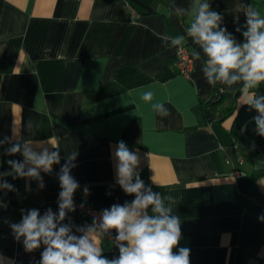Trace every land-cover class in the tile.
Returning a JSON list of instances; mask_svg holds the SVG:
<instances>
[{
    "label": "crops",
    "instance_id": "obj_1",
    "mask_svg": "<svg viewBox=\"0 0 264 264\" xmlns=\"http://www.w3.org/2000/svg\"><path fill=\"white\" fill-rule=\"evenodd\" d=\"M192 2L0 0V139L52 144L61 156L51 174L41 172L43 189L36 181L2 177L18 192L0 190L1 255L27 264L43 250L26 252L9 225L20 222L22 209L58 212V174L73 151L78 156L71 174L80 185L75 198L96 210L130 203L134 196L116 183L112 155L122 140L139 155L145 185L174 198L173 212L181 219L178 247L190 249L191 264H264V220L243 203L264 207V148L231 131L236 124L244 135L256 132L258 113L242 103L240 84L229 90L207 83L203 55L192 59V49L199 48L190 38L184 44L192 59L188 76L176 71L177 48L160 38L186 35V14L171 10H187ZM209 3L237 42L246 22L237 5L264 12V0ZM145 90L154 93L153 102L164 103L167 116L139 99ZM257 95H264V84ZM8 146L0 145V172L11 171L8 160L23 159L6 154ZM63 223L75 232L84 218L68 212ZM114 236L103 243L109 259L119 255Z\"/></svg>",
    "mask_w": 264,
    "mask_h": 264
},
{
    "label": "clouds",
    "instance_id": "obj_2",
    "mask_svg": "<svg viewBox=\"0 0 264 264\" xmlns=\"http://www.w3.org/2000/svg\"><path fill=\"white\" fill-rule=\"evenodd\" d=\"M173 11L178 15L186 14V35L160 38L170 47L180 49L186 37L190 38L199 48V51L192 49L191 57L201 61L203 55L201 71L209 85L219 83L232 90L234 85L240 84V99L258 113L253 118L255 131L264 137V95H257L264 84V12L254 5H237V12L242 11L246 17L242 26L244 42L239 43L226 27H222L223 16L212 10L209 0H193L189 9L177 7ZM236 31L240 32L241 27ZM139 99L150 104L158 115L169 114L163 102H153L151 90L143 91ZM26 127L30 130L31 123ZM11 131L14 136L19 135L15 127ZM4 144L9 145L6 154H20L23 159L7 161L11 171L0 172V190L18 192L13 184L2 179L5 176L36 181L38 189H43L41 172L51 174L53 166L60 164L58 147L34 145L22 137L13 142L9 136L0 139V145ZM112 155L116 161V183L125 194L134 196L130 203L113 204L103 209L98 219L94 218L90 225L76 227L75 232L71 225L63 223L67 213L75 211L74 194L80 188L71 174L78 156L73 151L66 155L58 174L61 189L58 212L48 208L41 215L33 208L25 214L22 209L20 222L9 225L15 240L22 241L29 253L43 247L37 264H191L190 249L178 247L182 238L181 219L173 212L174 198L145 185L138 171L140 157L124 141L117 142ZM25 188L30 191V183ZM83 192L89 195L87 187ZM260 219L264 220V216ZM113 232L111 243L119 255L109 259L103 254V243Z\"/></svg>",
    "mask_w": 264,
    "mask_h": 264
},
{
    "label": "built area",
    "instance_id": "obj_3",
    "mask_svg": "<svg viewBox=\"0 0 264 264\" xmlns=\"http://www.w3.org/2000/svg\"><path fill=\"white\" fill-rule=\"evenodd\" d=\"M244 42V37L239 41V43ZM175 67L176 71L182 75L188 76L192 69V59L183 45V48H177L175 53ZM75 211L79 213L84 218L83 227L90 225L94 218L98 219L102 213V210H96L91 208L85 201L77 199L74 197ZM111 234V233H110ZM109 234V235H110ZM15 259L11 257H4L0 254V264H14Z\"/></svg>",
    "mask_w": 264,
    "mask_h": 264
},
{
    "label": "trees",
    "instance_id": "obj_4",
    "mask_svg": "<svg viewBox=\"0 0 264 264\" xmlns=\"http://www.w3.org/2000/svg\"><path fill=\"white\" fill-rule=\"evenodd\" d=\"M232 134L234 137L246 141L249 145L253 147L264 148V137L259 136L256 132H247L245 135L236 127V124L232 127ZM264 201V200H263ZM243 203L249 208L254 210L259 216H264V207L256 206L252 204L248 199H244ZM1 240V238H0ZM43 250H38L35 257L28 259L27 264H37L41 258V252Z\"/></svg>",
    "mask_w": 264,
    "mask_h": 264
}]
</instances>
